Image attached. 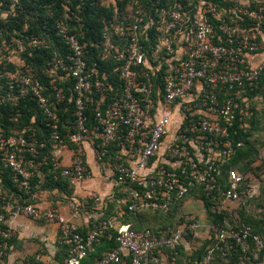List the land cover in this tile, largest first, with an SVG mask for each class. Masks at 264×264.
<instances>
[{
  "label": "built area",
  "instance_id": "built-area-1",
  "mask_svg": "<svg viewBox=\"0 0 264 264\" xmlns=\"http://www.w3.org/2000/svg\"><path fill=\"white\" fill-rule=\"evenodd\" d=\"M234 1V6L227 9L212 0H167L152 15L132 0L121 24L102 35L104 45L98 56L100 61H116L113 72L119 80L117 89L97 61L87 63L89 43L82 40L84 34L59 26L58 34L68 52L65 56L54 53L51 58L55 75L50 89L55 99L63 102L65 83L73 80L68 100L73 103V121L63 136L74 146V157L68 165L62 166L59 160L62 150L69 146L60 142V116L49 100V88L37 78L16 73L6 84H0V105L15 106L31 96L49 129L46 140L19 129L7 134L0 126V161L10 170L17 188L9 195L0 194V264L14 237L8 220L20 215L58 224L60 241L69 248L63 264H80L107 229L116 230L113 236L118 245L94 264L119 263L123 257L129 258V264H180L179 259H187L204 239L214 243L201 264L215 261L219 255L216 250L221 248V257L225 258L231 249L239 248L241 256L234 264L259 259L264 238L252 234L248 226L210 223L203 201L191 194L202 188L212 200L211 210L220 209L215 206L218 200L222 209L229 210L254 189L249 185L240 191L244 176L235 169L226 171L227 187L219 180L225 163L242 145L232 131L236 125H245L242 115L249 103L237 96L246 84L264 78V4L252 8L251 0ZM28 45L46 44L32 37ZM257 54L263 56L253 64L250 57ZM158 74L160 83L155 80ZM109 91L112 98L104 103ZM95 95L100 97L90 129L86 107ZM88 140L94 144L96 160L106 165L117 184H134L129 191L130 211L166 212L175 203L183 206L190 198L200 203L198 212L204 218L181 214L184 220L178 218L163 228L141 230L104 219L84 236L78 231L77 211L64 215L55 206L26 202L21 193H29L39 150L51 142L56 178L81 182L89 176L83 158ZM128 158H133L132 165ZM204 232V237L199 236ZM189 233L193 234L190 241L186 239ZM179 246L185 255L179 252Z\"/></svg>",
  "mask_w": 264,
  "mask_h": 264
},
{
  "label": "trees",
  "instance_id": "trees-1",
  "mask_svg": "<svg viewBox=\"0 0 264 264\" xmlns=\"http://www.w3.org/2000/svg\"><path fill=\"white\" fill-rule=\"evenodd\" d=\"M132 0H0V45L4 44L5 51L3 60L0 61V84H6L10 79V75L13 73L19 75H28L33 78L39 79L49 89L47 93L52 107L56 106V111L60 116V142H65L70 148H74L73 144L67 141L63 136L68 132V126L72 123L73 117L71 111L73 109V103L68 101L71 97L70 87L73 84V80H68L65 83L64 93L65 100L58 102L52 90L50 89V82L55 75L51 69L50 61L54 53L59 56H65L68 52V48L58 34L59 26L66 28L70 32H81L84 34L82 40L89 43V52L86 55L87 63L97 61L102 72H106L109 75L114 89L119 87V80L113 72V66L116 64L114 59L108 61H100L98 59L99 53L103 47L104 38L102 35L104 32L110 33L115 25L121 24L126 8L131 5ZM139 4H142L145 13L149 11L152 15H156L155 8L161 7L167 0H137ZM219 5L220 8H230L234 6V0H212ZM260 4H264V0H251L252 8L258 7ZM1 13H6L5 17ZM211 21V20H210ZM215 22V20H213ZM32 37H36L45 42V46L32 47L28 45V42ZM116 42V36L113 39ZM27 44V45H26ZM25 46L21 50V46ZM15 49V50H14ZM15 51L18 54V60L16 62L11 61L10 52ZM8 57V58H7ZM58 74L62 72L58 71ZM155 80L160 83L159 74ZM61 82V80H59ZM104 103L109 101L113 95L112 92L105 93ZM99 95L93 96V101L87 102L86 115L87 125L90 129L95 124L94 115L96 101L99 99ZM239 100H247L249 103V109L244 113L243 121L245 125L235 126V130L232 131V136L241 141L242 145L236 147L235 152L231 155L230 159L225 163L223 167V175L219 178L222 186H228L227 183V170L235 169L244 176L240 183V191L245 190L249 185L254 189L250 194H247L245 200H241L235 207L225 210L221 208L220 201L215 204L216 208H212V200L208 199L202 188H198L196 191H192L195 197H199L203 201L206 215L210 223L218 224L223 227H250L251 233L264 238V216L257 217L250 213L248 206L255 202L257 207H262L264 203V197L260 201V196L264 193V188L259 187V182L255 183L252 175H259L256 171L260 172L264 170V159L260 160L261 145L259 141L255 139V135L258 131L263 130L264 127V78H261L257 82L246 84L243 88V92L237 96ZM260 102L263 105L260 109L257 108L256 103ZM15 117V119H12ZM0 126L6 129L7 134H11L13 130L19 129L25 131L26 135H32L40 139H46L49 137V129L45 125L43 113L37 106L36 102L27 96L20 100L17 105L11 106L9 104L0 105ZM59 142V143H60ZM51 142L48 141L47 147L39 150L36 160V167L34 168V176L30 180L29 193H21L22 197L28 203H37L35 197L38 191L57 190L65 194L72 192V184L67 177L56 178L57 172H54V158L52 156ZM110 153L113 155L114 151ZM261 162L258 163L257 161ZM11 172L3 166L0 161V194H11L13 191L17 192V188L13 186L11 181ZM262 182L264 180H261ZM134 184H117L115 187V195L111 202L103 208V212L100 218L94 223H90L92 229L94 225L104 219H114L117 224H130L135 230H141L144 228H163L167 225L174 223L178 218L184 220L181 216V212L184 211L182 204L175 203L171 209L166 212L162 211H139L133 212L128 209L130 203L129 191ZM57 198L54 196L51 206H56L55 201ZM1 203V202H0ZM119 205V209L122 210L121 216H118V212L114 210L115 206ZM264 214V213H263ZM9 215L6 213V218ZM78 231L86 236L87 229L81 227ZM109 233L112 237H108ZM116 230H105V236L100 237L93 249L90 250L87 255L80 261V264H94L105 253L113 250L117 247L115 241ZM192 233L186 236V239L190 241L192 239ZM10 245L13 243V238L9 241ZM214 242L211 239L202 240L201 244L196 249H193L190 255H186L187 259H179L180 264H201L199 263L209 251V248ZM222 247V245H220ZM219 246V247H220ZM182 255H185V250L182 246L178 248ZM221 249L216 251L219 253L216 260L211 264H234L239 261L241 252L238 247H234L227 253L226 258L221 257ZM11 249L7 250L5 257L6 260ZM69 253V248L62 244L60 241V254L57 256L56 264H63V260ZM194 260H197L195 263ZM211 262V261H210ZM259 262L264 264V248L259 254V259L256 261H247V264H255ZM30 264H39L36 259L31 258ZM4 264V263H2ZM113 264H129V258L123 257V260L119 263Z\"/></svg>",
  "mask_w": 264,
  "mask_h": 264
},
{
  "label": "crops",
  "instance_id": "crops-1",
  "mask_svg": "<svg viewBox=\"0 0 264 264\" xmlns=\"http://www.w3.org/2000/svg\"><path fill=\"white\" fill-rule=\"evenodd\" d=\"M262 56L261 54L253 55L250 57V61L254 64ZM73 157L72 148H64L59 157L60 164L62 166L68 165ZM83 158L89 170V176L81 182L71 183L72 192L70 194L57 190L52 192L45 190L38 191L35 197L37 199L36 204L51 206L55 196L57 198L55 207L59 208L64 215L77 211L78 225L89 231L91 229L90 223L98 220L103 208L113 200L117 183L107 170L106 165L96 160V150L91 140L84 144ZM127 161L130 162V165L133 164V158H128ZM96 198H100V200L96 201ZM194 204L192 199L187 198L183 202L182 208L185 211H190V214L197 209L192 207ZM114 210L118 212V216H121L122 210L119 209V205L115 206ZM8 223L14 230V237L11 251L2 263L30 264L29 262L33 257L34 259L36 257L37 262H40L39 264L57 263V256L60 254V232L57 223L35 220L24 215L10 218Z\"/></svg>",
  "mask_w": 264,
  "mask_h": 264
},
{
  "label": "rangeland",
  "instance_id": "rangeland-1",
  "mask_svg": "<svg viewBox=\"0 0 264 264\" xmlns=\"http://www.w3.org/2000/svg\"><path fill=\"white\" fill-rule=\"evenodd\" d=\"M5 14L6 13H1V15L3 16V17H5ZM27 45V44H26ZM8 46H6V47H4V44H2V45H0V55H2L3 53H4V51H5V49L4 48H7ZM23 47H25V46H21L20 48H21V50H22V48ZM4 50V51H3ZM15 50V49H14ZM4 57H5V59H6V56L5 55H3ZM3 56L1 57L0 56V61L1 60H3ZM10 59H11V61H13V62H16L17 60H18V54H17V52H15V51H11L10 52ZM8 58V57H7ZM263 104L262 103H260V102H257L256 103V106H257V108L258 109H260L261 108V106H262ZM256 137H255V139L257 140V141H259L260 143H262V145H261V153H260V160H261V158L262 159H264V127H263V130H261V131H258L257 132V134L255 135ZM260 160H258L257 162L258 163H260L261 161ZM257 172V174H259V175H252V177H253V179L255 180V181H253V182H255V183H257V182H259L260 184H259V187H260V189L261 188H264V181L262 182L261 180H264V170L263 171H260V172H258V171H256ZM263 197H264V193L262 194V197L260 196V201L263 199ZM195 205V206H194ZM192 207H194V208H197V209H195V211L194 212H191V213H194L197 217H198V219H203L204 218V215H202V214H200L199 212H198V210L201 208V206H200V203L199 202H195V204H194ZM237 204H233L232 205V207L231 208H233V207H235ZM248 210L250 211V213L252 214V215H254V216H259V217H262V216H264V203H263V206L262 207H257L256 206V204H255V202H253V203H251L249 206H248ZM189 213L190 211H182L181 212V214H185V213ZM180 214V215H181ZM204 235H205V232L204 233H200L199 234V236H201V237H204Z\"/></svg>",
  "mask_w": 264,
  "mask_h": 264
}]
</instances>
